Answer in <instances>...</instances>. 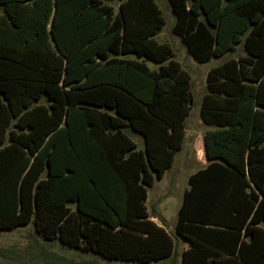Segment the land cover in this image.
<instances>
[{
	"label": "trees",
	"instance_id": "1",
	"mask_svg": "<svg viewBox=\"0 0 264 264\" xmlns=\"http://www.w3.org/2000/svg\"><path fill=\"white\" fill-rule=\"evenodd\" d=\"M167 2L194 61L244 51L207 72L209 162L173 233L147 192L183 146L193 94L154 37L156 1L0 0V230L33 225L0 264H264V0Z\"/></svg>",
	"mask_w": 264,
	"mask_h": 264
},
{
	"label": "rangeland",
	"instance_id": "2",
	"mask_svg": "<svg viewBox=\"0 0 264 264\" xmlns=\"http://www.w3.org/2000/svg\"><path fill=\"white\" fill-rule=\"evenodd\" d=\"M160 7L165 18L162 28L154 35L159 42H165L173 48V58L176 59L182 67L188 71L191 77V90L193 94V103L188 116L185 119L186 138L184 139L183 148L178 150L174 156L172 166L168 168L160 179H155L152 186L148 188L146 205L152 214L160 215L166 219V229L173 233L174 224L177 217V210L182 200L184 188L188 186L187 177L194 172L195 167L189 166L190 162L195 159V151L202 149L201 137L207 129L203 123L198 121V108L202 96L205 94L206 74L207 71L223 60L229 57H236L243 54L241 46L233 52H229L222 57H212L208 62L198 63L194 61L186 52L185 47L179 38L171 32V26L174 22V16L170 11L167 0H155ZM150 68H156L158 64L147 61ZM131 138L136 142L138 148L143 147L142 135L130 130ZM198 150V151H200ZM202 154V155H201ZM204 157L203 151L199 152V157ZM186 162V165L184 164ZM156 223L161 224L157 217L152 218ZM33 225H21L11 230H0V248L8 247L12 244L22 245L31 238ZM55 242L54 248L65 255H76L75 252L65 246H60ZM187 242L182 241L180 249L187 247ZM156 261L154 264L161 263ZM115 264V263H114Z\"/></svg>",
	"mask_w": 264,
	"mask_h": 264
},
{
	"label": "crops",
	"instance_id": "3",
	"mask_svg": "<svg viewBox=\"0 0 264 264\" xmlns=\"http://www.w3.org/2000/svg\"><path fill=\"white\" fill-rule=\"evenodd\" d=\"M114 4V6L115 7H117V2H114L113 3ZM238 46H241V48H242V45L240 44V45H238ZM237 46V47H238ZM237 49V48H236ZM242 50H243V48H242ZM243 53H244V51H243ZM223 62V61H222ZM220 64V63H219ZM218 65V64H217ZM214 67V66H213ZM212 68V67H211ZM210 68V69H211ZM209 69V70H210ZM208 70V71H209ZM207 71V72H208ZM207 75V74H206ZM206 93V92H205ZM203 97V96H202ZM202 99V98H201ZM200 103H201V100H200ZM200 103H199V108H200ZM199 108H198V122L200 123H203L205 126H207V129H209V128H211V126H209V125H206L203 121H202V119H201V117H200V114H199ZM206 129V130H207ZM205 130V131H206ZM204 131V132H205ZM185 138H186V131H185ZM201 142H202V137H201ZM182 148H183V146H182ZM198 150H200L199 148H198ZM195 151V154H196V157H195V159H193L191 162H190V164H189V166H192L193 168L195 167V170H194V172L197 170V169H199V168H202V167H204L208 162H209V160L204 156V157H202V156H200L199 157V152L201 153L202 151H203V153H204V148H203V142H202V149L200 150V151ZM202 155V154H201ZM174 160V159H173ZM173 163V162H172ZM185 165H186V162L184 163ZM172 166V165H171ZM193 173V172H192ZM191 174V173H190ZM189 174V175H190ZM188 175V176H189ZM187 179H188V177H187ZM188 187V186H187ZM186 187V188H187ZM185 189V188H184ZM184 191V190H183ZM183 194V193H182ZM165 218V217H164ZM166 220V219H165ZM158 224V223H157Z\"/></svg>",
	"mask_w": 264,
	"mask_h": 264
}]
</instances>
